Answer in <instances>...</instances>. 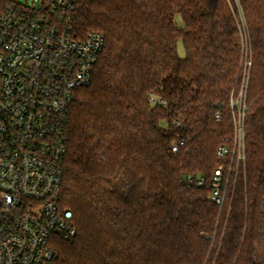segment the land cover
<instances>
[{"label": "trees", "instance_id": "obj_1", "mask_svg": "<svg viewBox=\"0 0 264 264\" xmlns=\"http://www.w3.org/2000/svg\"><path fill=\"white\" fill-rule=\"evenodd\" d=\"M240 10L253 55L246 164L221 208L210 179L233 145ZM71 21L105 47L64 126L59 202L77 234L54 241L55 264H264V0H76Z\"/></svg>", "mask_w": 264, "mask_h": 264}, {"label": "built area", "instance_id": "obj_2", "mask_svg": "<svg viewBox=\"0 0 264 264\" xmlns=\"http://www.w3.org/2000/svg\"><path fill=\"white\" fill-rule=\"evenodd\" d=\"M75 4L51 0L35 8L14 2L0 10V264H55L54 241L77 234L74 212L59 202L67 152L64 126L76 89L91 83L105 36L77 32L71 21ZM238 24L243 59L241 90L230 102L233 145L219 147L225 160L210 179L211 199L221 208L232 174L246 164L253 55L242 10ZM151 101L167 104L156 96ZM216 117H222L220 111ZM178 150L175 144L173 151ZM186 181L203 186L206 178L190 174Z\"/></svg>", "mask_w": 264, "mask_h": 264}, {"label": "rangeland", "instance_id": "obj_3", "mask_svg": "<svg viewBox=\"0 0 264 264\" xmlns=\"http://www.w3.org/2000/svg\"><path fill=\"white\" fill-rule=\"evenodd\" d=\"M15 1H18V2H20L22 4L29 5V6L35 7V8L40 7L43 4V2H44V0H15ZM177 21H178V23L180 25H183V21H182V19L179 16H178ZM178 53H179L180 56H185L186 55L185 48L183 46L182 41H179V43H178ZM240 90H241V84H240L239 92H240ZM239 92L236 93V94H235V91L233 92L234 93V95H233L234 98H237L239 96Z\"/></svg>", "mask_w": 264, "mask_h": 264}]
</instances>
